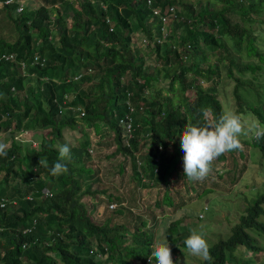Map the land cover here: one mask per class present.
<instances>
[{
  "label": "trees",
  "instance_id": "obj_1",
  "mask_svg": "<svg viewBox=\"0 0 264 264\" xmlns=\"http://www.w3.org/2000/svg\"><path fill=\"white\" fill-rule=\"evenodd\" d=\"M219 1L223 6L218 9L210 2L196 7L182 3L187 13L180 16L175 11L161 42H156L159 19L144 0H39L35 9L26 4L20 13L14 12V4L0 7L17 34L11 42L0 38V54L15 56V61L0 62V132L11 135L7 156H0V197L17 199L15 205L0 207V264H142L151 254L153 239L145 219L134 214L138 224L128 228L109 218L97 223L89 217L80 201L89 192L81 190L76 177L90 173L82 160L83 154L88 157L86 139L71 148L67 174L52 177L49 169L58 158L62 129H75L80 121L95 133L102 125L110 129L114 146L110 154L120 155L123 162L118 172L129 162L137 188L168 184L183 159L178 134L184 125L203 123L201 109H208L210 118L224 113L212 80L218 71L209 64L205 48H224L226 38L239 55L242 41L252 47V36L245 22L231 21L226 13L231 7L239 10L240 17L251 13L258 18L264 13V0ZM176 2L151 0L150 6L163 14ZM136 33L146 42H142L145 51L137 45ZM251 51L259 59L258 52ZM33 54L44 59L42 65L27 64L19 72L17 63ZM147 55L152 56V65H145ZM235 59L229 56L225 64L226 75L234 81V112H251L264 125V106L260 111L248 102L246 87L249 93L252 83L242 78L244 72L259 67ZM160 80L166 87L157 85ZM127 103L133 109L128 138L119 124ZM30 129L47 130L36 147L13 139L12 133ZM249 144L264 157V137H252ZM242 150L235 152L241 155ZM225 157L224 153L212 162L213 171L224 168ZM40 158L47 159L48 168L39 166ZM43 188L50 190L49 197H40ZM154 204L173 203L165 192ZM263 204L264 191L246 206L226 237L210 244L212 261L201 264H235L239 247L257 250L248 231L264 233V221L259 220L264 217ZM121 211L129 213V208L122 204L113 212ZM32 218L35 224L24 231ZM179 223L172 220L167 239L174 247H185L188 232Z\"/></svg>",
  "mask_w": 264,
  "mask_h": 264
},
{
  "label": "rangeland",
  "instance_id": "obj_2",
  "mask_svg": "<svg viewBox=\"0 0 264 264\" xmlns=\"http://www.w3.org/2000/svg\"><path fill=\"white\" fill-rule=\"evenodd\" d=\"M176 1L174 10L180 16L187 13V10L182 7V3H191L196 7L198 3L210 2L216 9L223 6L219 0ZM39 3H41L39 0H26V4H29L28 8L31 10L35 9ZM57 7H60V4ZM238 11L237 8L231 7L226 15L231 21H237L240 24L245 22V25L248 26V32L252 36V47L247 42L242 41L241 51L239 55H236L229 40L224 38L226 42L224 48L214 51L206 47L205 54L209 64L216 66L218 71L212 80L224 112L235 111L231 93L234 81L226 75L225 70L229 56L235 57L237 62L255 63L259 67L254 72H244L242 78L252 83L249 93H247L248 87H246L245 97L248 98V102L252 106H257L261 111L262 106H264V13L258 18H252L251 13L240 17ZM5 16L0 11V38L11 42L15 40L17 34L12 23ZM248 18L254 21L250 22ZM180 31L182 32V30ZM135 36L137 45L145 51L140 38L141 34L136 33ZM252 48L258 52L259 59L251 53ZM247 52L250 53L249 56L246 55ZM144 61L145 65L154 63L151 55H147ZM17 70L22 71L19 67ZM232 72L233 75H238L235 69L234 71L232 69ZM205 83L203 82L204 85ZM157 85L166 87V81L160 80ZM239 89L241 91V88ZM164 92L165 88L161 93L164 94ZM187 93L192 96L190 91ZM254 96L255 100L253 101ZM256 101L258 103H255ZM238 114L246 122H256V118L251 112L245 111ZM80 128L86 134L81 132ZM46 132L47 130L44 129L19 130L12 133V137L23 144L22 146H27L28 144L25 143H29L34 148ZM111 135L112 132L106 125L99 126L98 132L95 133L92 127L83 126L80 121H78L75 129L68 127L62 129L60 145L67 143L71 149L77 147L85 139L88 142L86 146L88 157L83 154L82 160L85 161L86 166L84 168L90 169V173L83 172L84 174H77L76 177L80 179L81 190L87 189L89 192V194L81 195L80 201L84 203L89 217L94 222L102 223L109 218L112 222L123 223L128 228H132L139 221L133 217L135 214L147 221V228L154 241L161 224V218L169 217L173 220L177 219V213H182L178 218L179 226L183 227L188 235L193 229L203 231L210 245L218 237H226L230 227L237 222L239 215L244 212L246 206L250 205L252 200L264 191V157L260 155L256 147L249 144L254 137L252 135L240 137L243 145L241 155H239V151H234L232 154L226 152L224 168L221 170L217 166L216 171L212 170V173L202 181H189L184 177L183 159H181L177 165L175 177L171 178L168 184L149 185L147 187L138 185V188L130 175L129 162L124 163L126 170L122 169L123 172L122 170L120 173L118 172L119 166L123 162L120 160V155L113 156L110 154L114 147ZM0 137H3L9 145L11 137L9 131L0 132ZM58 145L56 144V146ZM141 158V155H138L137 160L141 161ZM207 189L209 191H206ZM202 190L205 192L201 194ZM165 192L170 196L173 204L156 206L154 202L159 200ZM198 194L199 196H197ZM112 204H114L113 207H111ZM122 204L129 208V213L126 211H121L119 214L113 212ZM259 220L264 221V217H259ZM178 230L182 231L181 228ZM248 233L254 238L257 250L251 251L239 247L235 251L237 257L235 264H249L248 259H250L251 264H264V233H257L253 230H249ZM169 246L172 250L171 255L174 264H201L202 260L191 256L186 247L181 245L174 247L170 244Z\"/></svg>",
  "mask_w": 264,
  "mask_h": 264
},
{
  "label": "clouds",
  "instance_id": "obj_3",
  "mask_svg": "<svg viewBox=\"0 0 264 264\" xmlns=\"http://www.w3.org/2000/svg\"><path fill=\"white\" fill-rule=\"evenodd\" d=\"M10 4H14L15 13H20L26 5V0L23 1V7L18 12L16 11L18 5L16 2L0 3V7ZM30 59L25 62L26 66L29 65ZM201 112L204 117L203 123L193 124L189 121L178 134L180 148L184 153L183 175L189 181L206 179L212 171V162L216 158L226 152L241 150L243 147L240 140L241 136L252 135L256 139L264 137V125H261L258 121L246 122L236 112H224L218 117L213 116L211 118L208 109H201ZM7 148L8 144L5 139L0 137V156H7ZM57 151L58 158L49 169L52 177L67 174L69 171L68 163L71 162V149L67 143L59 145ZM39 166L48 168L47 159L40 158ZM181 215L182 213H177L176 218H180ZM171 222L172 218H161V224L151 246V254L148 258L149 264H151L153 258L156 264H174L171 255L172 250L167 239V229L170 227ZM183 243L191 256L198 257L203 261H212L210 245L203 231L191 230ZM96 252H98V249L93 250V254Z\"/></svg>",
  "mask_w": 264,
  "mask_h": 264
},
{
  "label": "built area",
  "instance_id": "obj_4",
  "mask_svg": "<svg viewBox=\"0 0 264 264\" xmlns=\"http://www.w3.org/2000/svg\"><path fill=\"white\" fill-rule=\"evenodd\" d=\"M24 0H0L1 4H9L11 2H16L18 5L16 7V11H21L23 5ZM145 4L147 5L149 11L151 12L152 16H157L159 19V23H160V27H159V31H160V37L156 39V42H161L165 39V36L167 35V28H166V24L168 22V20H170L171 18H173L175 16V10L172 6H169L167 8V11L164 12L163 14H161L159 12V9L156 7H151L150 3L151 0H144ZM143 44H146V42L142 39ZM186 47H188V45H186ZM183 58V57H182ZM15 59V56L12 53H2L0 54V62H10L13 61ZM44 59L40 58L39 55L34 54L29 62V65H35V64H39L42 65ZM19 68L22 70V72L25 70L26 67V63L25 62H19ZM65 98V96H64ZM62 104H66V98L65 101H62ZM68 109H73L71 106H66ZM126 112L124 114V116H122L121 118H119V124L121 125L123 134L126 136V138H128L130 136V131H131V118H130V113L132 112V106L127 103V108H126ZM75 110H77L79 112V115H82V111L79 108H75ZM127 140V139H126ZM140 162L138 161L137 164H139ZM154 172L156 171V169L153 170ZM51 195V192L49 191V189L47 188H43L40 191V197L42 198H46L49 197ZM25 198H29V196H25ZM17 203V199L16 198H8V197H0V207H5L7 205H15ZM114 204L111 205V207H113ZM35 224V219L32 218L30 223H29V227L26 228L24 231H28L29 228L33 227V225ZM97 256H99V254H97ZM149 256L145 257V260L142 264H149ZM151 264H156L155 259H152Z\"/></svg>",
  "mask_w": 264,
  "mask_h": 264
}]
</instances>
